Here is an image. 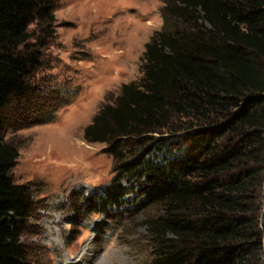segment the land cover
<instances>
[{
	"label": "trees",
	"instance_id": "1",
	"mask_svg": "<svg viewBox=\"0 0 264 264\" xmlns=\"http://www.w3.org/2000/svg\"><path fill=\"white\" fill-rule=\"evenodd\" d=\"M162 29L145 45L141 78L122 85L84 131L115 178L82 204L118 207L141 185L151 264H264V0H161ZM57 0H0V264H28L20 225L37 193L14 183L19 147L3 116L32 92ZM36 26L32 30V27ZM35 81V80H34ZM76 92L36 123L53 122ZM90 208V209H89Z\"/></svg>",
	"mask_w": 264,
	"mask_h": 264
},
{
	"label": "rangeland",
	"instance_id": "2",
	"mask_svg": "<svg viewBox=\"0 0 264 264\" xmlns=\"http://www.w3.org/2000/svg\"><path fill=\"white\" fill-rule=\"evenodd\" d=\"M162 6L161 0H57L54 34L31 41L44 50V66L32 92L3 113L4 139L20 153L11 176L37 193L35 211L20 225L28 264H151L145 219L157 211L142 208L138 180H124L120 206L83 212L86 198L115 178L106 146L87 143L84 131L122 85L141 78L145 45L163 26ZM62 88L77 93L71 104L53 122L36 123L58 104Z\"/></svg>",
	"mask_w": 264,
	"mask_h": 264
}]
</instances>
